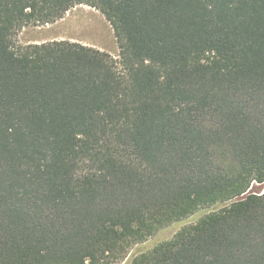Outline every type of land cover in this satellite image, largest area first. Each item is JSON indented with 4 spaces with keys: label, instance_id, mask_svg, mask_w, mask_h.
Listing matches in <instances>:
<instances>
[{
    "label": "trees",
    "instance_id": "trees-1",
    "mask_svg": "<svg viewBox=\"0 0 264 264\" xmlns=\"http://www.w3.org/2000/svg\"><path fill=\"white\" fill-rule=\"evenodd\" d=\"M79 5L118 58L18 43ZM253 182L264 0H0V264H264Z\"/></svg>",
    "mask_w": 264,
    "mask_h": 264
},
{
    "label": "rangeland",
    "instance_id": "rangeland-1",
    "mask_svg": "<svg viewBox=\"0 0 264 264\" xmlns=\"http://www.w3.org/2000/svg\"><path fill=\"white\" fill-rule=\"evenodd\" d=\"M17 40L21 45L66 40L99 49L114 58L119 57V46L111 25L99 10L86 5L74 7L62 19L53 24L25 27L19 33ZM262 188L258 184H254L252 190L260 192ZM201 214H204V211H199L182 222L171 225L160 236L161 239L174 235L181 227L193 222L194 217ZM155 237L156 235L151 239ZM138 251L139 247H133L126 259L115 264H130L132 257Z\"/></svg>",
    "mask_w": 264,
    "mask_h": 264
},
{
    "label": "built area",
    "instance_id": "built-area-1",
    "mask_svg": "<svg viewBox=\"0 0 264 264\" xmlns=\"http://www.w3.org/2000/svg\"><path fill=\"white\" fill-rule=\"evenodd\" d=\"M254 184H258V186L263 187L262 190L260 192L253 191L252 188H253ZM248 192H252L254 194L262 195V194H264V184H259L257 182H253Z\"/></svg>",
    "mask_w": 264,
    "mask_h": 264
},
{
    "label": "water",
    "instance_id": "water-1",
    "mask_svg": "<svg viewBox=\"0 0 264 264\" xmlns=\"http://www.w3.org/2000/svg\"><path fill=\"white\" fill-rule=\"evenodd\" d=\"M201 215H202V214H201ZM201 215L194 217V219H193V220H196V219H198V218H199Z\"/></svg>",
    "mask_w": 264,
    "mask_h": 264
}]
</instances>
